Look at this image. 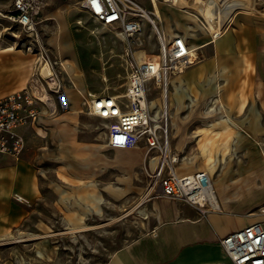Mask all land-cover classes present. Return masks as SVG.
Returning <instances> with one entry per match:
<instances>
[{
    "label": "crops",
    "instance_id": "crops-1",
    "mask_svg": "<svg viewBox=\"0 0 264 264\" xmlns=\"http://www.w3.org/2000/svg\"><path fill=\"white\" fill-rule=\"evenodd\" d=\"M171 1L191 6L187 0ZM221 1L225 15L235 8L253 9L252 0ZM150 3L164 20V34L181 33L191 51L167 87L169 144L179 156L174 169L179 174L206 170L218 210L202 212L163 195L158 182L149 186L156 161H147L142 143L108 146L107 122L100 132L102 118L87 112L83 101L86 92L102 93L85 89L72 61V45L62 38L54 45L60 55L67 54L63 65L72 84L63 85V91L70 107L53 116L43 113L21 128L25 147L18 157L0 153V240L33 213L36 226L46 224L48 194L51 210L62 212L72 226L100 213L108 199L138 196L146 227L104 264H230L220 238L264 220V212L249 213L264 205V13L240 12L223 34L211 39L198 24H188L190 16L166 6L162 10L157 0ZM216 3L194 0L192 6L212 26ZM169 12L180 26L177 31L170 28ZM34 59L17 40L0 45V97L27 86Z\"/></svg>",
    "mask_w": 264,
    "mask_h": 264
},
{
    "label": "built area",
    "instance_id": "built-area-1",
    "mask_svg": "<svg viewBox=\"0 0 264 264\" xmlns=\"http://www.w3.org/2000/svg\"><path fill=\"white\" fill-rule=\"evenodd\" d=\"M42 1L10 0L9 17L29 35V42L23 45L35 54L33 74L27 86L0 97V153L14 157H18L25 147L21 128L34 124L43 113L53 116L70 107L63 91L64 84L39 42L35 25ZM193 1L187 0L191 6L178 5L191 12L199 27L206 30L211 39L223 34L239 11L250 10L235 8L225 15L222 1L215 0L217 16L210 26L196 6H192ZM80 6L95 21L121 38L131 36L143 25L144 9L135 0H81ZM149 14L152 16L150 24L159 42L157 62L143 59L131 63L122 97L86 92L83 101L87 112L107 120V144L110 148H131L139 143L144 145L147 161H156L154 170L149 173L150 178L158 182L163 195L192 204L202 212L218 210L207 171L187 174L175 171L179 156L170 149L168 107L162 100L157 110L147 99V85L156 75L162 98H166L170 65L190 50L187 39L181 33L166 36L157 27L160 18L153 8ZM15 199L22 200L18 195ZM260 209L264 212V205ZM219 242L230 264H264V220L253 221L233 230L220 238Z\"/></svg>",
    "mask_w": 264,
    "mask_h": 264
},
{
    "label": "rangeland",
    "instance_id": "rangeland-1",
    "mask_svg": "<svg viewBox=\"0 0 264 264\" xmlns=\"http://www.w3.org/2000/svg\"><path fill=\"white\" fill-rule=\"evenodd\" d=\"M135 1L152 9L150 0ZM157 1L162 5V10L166 6L176 13H184L193 18V21H187L188 24L193 22L194 27L198 26L191 12L185 11L178 4L166 0ZM80 2L81 0H43L35 25L39 42L64 85L72 84L63 65L67 54L60 55L54 42L67 38L72 45V61L78 67L77 72L85 89L122 97L131 63L158 58L157 33L144 18L141 29L131 36H116L110 28L95 21L83 10ZM252 2L251 11L241 10L237 14L264 13V0ZM8 10V0H0V45L15 40L20 45L26 44L30 40L29 35L9 17ZM168 14L170 28L177 31L180 26L175 22L173 14ZM157 27L163 31L164 20H158ZM147 99L159 109L162 91L156 78L151 79L147 85ZM102 119L99 120L100 132L105 129L102 123L107 122ZM28 146L34 147L31 135ZM153 184L154 180H150L149 186ZM50 199L51 195L48 194V203L43 205L46 224L36 226L33 213L25 224L0 240V264H104L117 248L146 227L142 207L137 205L138 196L133 194L117 201L108 199L100 213L92 212L85 219L76 220L78 226L69 225L62 212L52 211ZM260 208L259 205L255 206L249 213L262 214Z\"/></svg>",
    "mask_w": 264,
    "mask_h": 264
},
{
    "label": "bare ground",
    "instance_id": "bare-ground-1",
    "mask_svg": "<svg viewBox=\"0 0 264 264\" xmlns=\"http://www.w3.org/2000/svg\"><path fill=\"white\" fill-rule=\"evenodd\" d=\"M142 8L144 9V13H143L144 18L150 23V20L149 19H152V16L149 14V11L146 8H144V7H142ZM0 14H2V13H0ZM190 53H191V51L189 50V52H188L187 55H185L184 57H182L180 59H177V60H175V61L172 62V64L170 65V75H169V79H170V76L172 74L178 73V72H180L184 68L185 62L183 60H184V58L186 56H189ZM149 60H154V61L157 62V58H155V59L154 58H149ZM155 78H156V81H157V85L159 86L158 75H156ZM162 100L167 105V99L163 97ZM210 179H211V177H210ZM211 184H212V180H211ZM212 187H213V189H215L214 188V185H212ZM214 200L216 201L215 190H214ZM216 204H217V201H216ZM217 209H218V204H217Z\"/></svg>",
    "mask_w": 264,
    "mask_h": 264
}]
</instances>
